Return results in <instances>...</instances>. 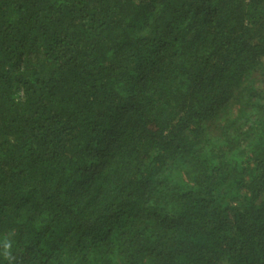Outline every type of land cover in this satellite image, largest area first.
Segmentation results:
<instances>
[{
    "label": "trees",
    "instance_id": "trees-1",
    "mask_svg": "<svg viewBox=\"0 0 264 264\" xmlns=\"http://www.w3.org/2000/svg\"><path fill=\"white\" fill-rule=\"evenodd\" d=\"M0 264H264V0H0Z\"/></svg>",
    "mask_w": 264,
    "mask_h": 264
},
{
    "label": "clouds",
    "instance_id": "clouds-1",
    "mask_svg": "<svg viewBox=\"0 0 264 264\" xmlns=\"http://www.w3.org/2000/svg\"><path fill=\"white\" fill-rule=\"evenodd\" d=\"M10 247H11V244L8 243V242H5V244H4V248L7 250V249H9Z\"/></svg>",
    "mask_w": 264,
    "mask_h": 264
}]
</instances>
